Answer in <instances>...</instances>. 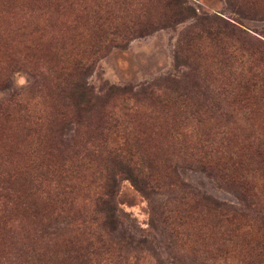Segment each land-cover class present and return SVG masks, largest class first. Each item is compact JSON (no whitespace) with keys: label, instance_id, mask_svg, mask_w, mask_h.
<instances>
[{"label":"rangeland","instance_id":"obj_1","mask_svg":"<svg viewBox=\"0 0 264 264\" xmlns=\"http://www.w3.org/2000/svg\"><path fill=\"white\" fill-rule=\"evenodd\" d=\"M41 1L0 0V74L8 57L19 60L9 68V88L0 90V103L23 99L28 109L35 105L42 113L40 121L28 123L19 113L0 111V186L9 176L28 179L32 160L59 166L71 163L74 153L90 154L72 175L71 198H55L47 179L34 186L29 208L0 198V264H256L248 252L264 222V169L253 173L245 160L264 155V0H179L193 17L161 29L172 13L165 3L174 0H79L113 13L148 10L156 29L128 38L122 49L103 46L85 78L92 93L102 98L109 88L154 84L157 93L177 99L167 108L142 100L123 118L138 135L137 149L150 163L153 180L140 193L113 172L118 223L108 235L94 213L106 160L92 133L95 125L76 127L66 116L60 139L70 140L75 130L78 137L68 148L51 141L47 129H55L51 122L62 102L56 85L35 68L44 65L30 61L17 29L24 27L29 36L23 39L41 43V49L58 33L72 34L73 26L75 33L85 32L67 12L58 14L53 27L44 26L54 1L47 9ZM119 103L110 98L103 111L122 113ZM38 140L43 143L37 148ZM246 181L253 186L255 208L245 210L240 221L246 246L234 247L233 241L223 244L200 197L238 208Z\"/></svg>","mask_w":264,"mask_h":264},{"label":"trees","instance_id":"obj_2","mask_svg":"<svg viewBox=\"0 0 264 264\" xmlns=\"http://www.w3.org/2000/svg\"><path fill=\"white\" fill-rule=\"evenodd\" d=\"M53 1L55 5L53 4L51 8H48L51 4L50 0L41 1L46 4L45 8H48V18L44 26L53 27L58 22V14L67 12L75 15L72 23L77 24L78 21H81L80 26L83 28L84 34L75 33L74 31L78 26H73L72 34H65L64 32L58 33V36L54 34L56 36L51 40V45L46 49H41V43H28L26 39H23L29 36L25 33L26 29L24 27H19L17 33H19L18 37L24 43V51L30 52V61L33 62V65H38L40 62L44 65L43 69H40V67L35 68L37 71H42L43 80H49L54 86L56 85L57 96L62 102V109H59L58 113L59 117L54 123L51 122L55 129H47L53 134L51 141L57 139L61 146L68 148L70 145L67 143L78 137V132L75 130L70 140L62 141L60 139L67 130L68 121L66 116L71 117L70 122L76 127H81L84 124L95 125L92 133L96 135L99 149L106 151V160L105 166L102 167L103 174L98 176L100 184L98 196L95 197L94 213L100 214L98 228L108 235V233H114L118 223L115 213L116 207L113 204L116 186L113 172L123 174L125 179L140 193H145V188H150L147 181L149 179L153 180L150 163L146 162L137 149L138 135L127 127L128 125L123 118L129 112H132L142 100L152 101L167 108L168 105L174 104L177 99L171 95L157 93L152 87L154 84L143 85L135 89L129 87L109 88L105 95L100 98L92 93L85 82V78L92 72L95 58L103 46L104 48L105 46H111L122 49L125 46V40L128 38L141 37L156 30L155 26L151 25L152 15L150 11H141L140 15L129 9L113 13L100 3L87 6L86 4H80L79 0ZM165 7L169 8L172 13L169 16L168 23L158 25L160 29L179 23L185 18L193 17L191 10L183 6L179 0L166 2ZM45 8L41 10L43 11ZM64 24L59 23L61 27H64ZM40 52H43V54L40 55ZM15 62H19V60L15 59L14 55L7 58V62H5L7 68L0 74V90L9 88L8 72L9 68H12L11 64ZM34 76L36 75H33V78ZM110 98H117L120 101L119 109L122 113L103 111L107 100ZM25 104L23 99L16 100L11 97L6 99L4 103H0V111L7 116L10 115L9 112L19 113L20 118L28 123L33 120L40 121L42 113L39 111V107L32 105L28 109ZM65 111L67 112L64 113ZM94 118H96L95 123ZM42 143L41 140H38L36 147L38 148ZM87 154L90 153L88 151L83 155L81 152L74 153L71 163L59 166L52 164L41 166L37 160H32L30 169L32 173L28 176V179H23L21 182L17 178H12L10 181L11 176H9L5 184L3 183L0 186V198L11 202V205H26V208H29L30 205H34L31 198V195L34 194V186L37 189L46 179L54 183L55 198H71L74 190L71 183L72 175L83 164H87ZM203 157L206 158V155ZM254 158L252 160L247 159L245 162L250 167V171L256 173L264 169V155L259 154ZM232 162L235 165H240L238 161ZM209 163L210 157L205 161V164ZM252 188L251 181H246L243 195L237 197L239 201L238 208L218 203L205 195L200 197V205L208 214H212V218L216 220V224L220 228L218 229L221 230L223 244L233 241L234 247L235 244L240 242H242V246H246L243 243L241 233L245 234V232L242 231L240 221L246 215L245 210H249L252 206L255 208L252 194L250 195ZM29 200L31 201L27 204ZM177 219L180 220V218ZM178 225L181 226V224ZM255 232L257 242L255 246L250 248L248 253L252 254L254 263L264 264V222L256 227ZM239 233L241 234L239 235ZM228 236H231V238H228ZM98 241L99 238L95 237V242L98 243ZM220 250L224 255L229 253L223 249Z\"/></svg>","mask_w":264,"mask_h":264}]
</instances>
